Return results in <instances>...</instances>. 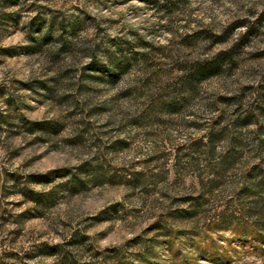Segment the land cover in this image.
Wrapping results in <instances>:
<instances>
[{"label":"rangeland","instance_id":"obj_1","mask_svg":"<svg viewBox=\"0 0 264 264\" xmlns=\"http://www.w3.org/2000/svg\"><path fill=\"white\" fill-rule=\"evenodd\" d=\"M0 264H264V0H0Z\"/></svg>","mask_w":264,"mask_h":264},{"label":"trees","instance_id":"obj_2","mask_svg":"<svg viewBox=\"0 0 264 264\" xmlns=\"http://www.w3.org/2000/svg\"><path fill=\"white\" fill-rule=\"evenodd\" d=\"M217 67L218 62L209 61L206 64L197 65L196 67H194L191 71V75L193 74L195 78H202L214 72Z\"/></svg>","mask_w":264,"mask_h":264}]
</instances>
